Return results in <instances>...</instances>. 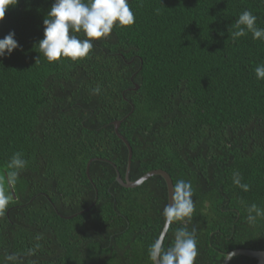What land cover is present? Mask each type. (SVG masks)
Returning <instances> with one entry per match:
<instances>
[{"label":"trees","instance_id":"obj_1","mask_svg":"<svg viewBox=\"0 0 264 264\" xmlns=\"http://www.w3.org/2000/svg\"><path fill=\"white\" fill-rule=\"evenodd\" d=\"M54 2L18 0L0 22V38L14 31L20 45L0 57V189L10 201L0 264H152L168 188L161 175L118 182L129 150L116 120L133 150L132 181L164 169L174 184L191 183L192 218L170 226L165 248L186 228L195 264L264 250V217L248 220L250 205L264 209V80L255 74L264 40L230 35L244 10L264 28V0H128L132 25L114 26L86 58L50 63L37 44ZM16 152L27 164L9 186Z\"/></svg>","mask_w":264,"mask_h":264},{"label":"clouds","instance_id":"obj_2","mask_svg":"<svg viewBox=\"0 0 264 264\" xmlns=\"http://www.w3.org/2000/svg\"><path fill=\"white\" fill-rule=\"evenodd\" d=\"M17 3L18 0H0V22L4 20L6 10ZM256 21L257 17L251 11L244 10L235 20L236 30L230 32L232 39H238L250 32L253 39L264 40V28L257 27ZM133 23L134 13L128 0H55L43 21L44 35L37 44L38 52L50 63L58 62L62 58L77 61L86 58L94 42L109 36L114 26L125 27ZM81 32L86 38H79L77 33ZM14 37L13 31L0 38V57L11 55L20 47ZM255 74L258 80H264V64L256 66ZM93 92L99 94L100 88L93 89ZM26 164L27 161L20 152L12 155L8 162L10 170L7 172L9 186L15 185L19 170ZM233 182L244 191L249 190L248 184L241 183L239 173L233 174ZM192 195L190 182L181 179L173 185L171 202L163 209L166 226L191 220L194 212ZM9 202L8 195L0 189V212L7 208ZM248 213L250 222L255 221L257 217H264V209L256 204L248 207ZM27 254L34 255V249H29ZM148 254L152 264H195L198 256L195 231L176 229L174 239L167 248L164 247V238L158 237L149 246ZM234 255L235 253H228L226 259H231ZM18 259L16 253L6 257V260L11 262Z\"/></svg>","mask_w":264,"mask_h":264},{"label":"water","instance_id":"obj_3","mask_svg":"<svg viewBox=\"0 0 264 264\" xmlns=\"http://www.w3.org/2000/svg\"><path fill=\"white\" fill-rule=\"evenodd\" d=\"M121 122H122L121 120H116L113 122V124L115 126V131H116L117 135L119 136V138H121L126 143L128 150H129V156H128V165H127V171H126L125 179H123L121 177L120 173H118L117 174L118 182L121 183L125 187L133 188V187H137V186L142 185L146 180H148L149 178H151L155 175H161L165 179L166 184H167L168 200L170 203L171 202V190H172L174 183H173V179H172L171 175L166 170L154 169V170L149 171L148 173H146L145 175H143L142 177H140L139 179H137L135 181H132L130 179L129 174H130V170H131L133 150H132L130 143L127 141V139L119 132ZM91 162H92V159L89 161L88 165ZM88 173H89V170H88ZM169 228H170V226H166V224L164 225V228H163L162 233L160 235V237H163L164 240H165V237L169 231ZM229 253H235V255L232 256L231 259H226L227 255H228L227 254L222 264H230L231 260L235 256H239V255H244V256L256 259L257 260L256 264H264V250H252V249L240 248V249H235Z\"/></svg>","mask_w":264,"mask_h":264}]
</instances>
